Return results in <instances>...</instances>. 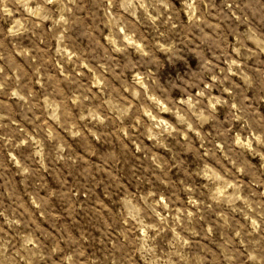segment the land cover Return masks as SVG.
<instances>
[{
    "label": "rangeland",
    "instance_id": "1",
    "mask_svg": "<svg viewBox=\"0 0 264 264\" xmlns=\"http://www.w3.org/2000/svg\"><path fill=\"white\" fill-rule=\"evenodd\" d=\"M0 264H264V0H0Z\"/></svg>",
    "mask_w": 264,
    "mask_h": 264
}]
</instances>
